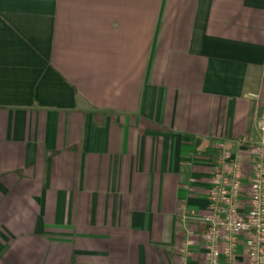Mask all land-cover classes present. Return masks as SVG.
<instances>
[{
    "label": "crops",
    "instance_id": "0c3cea01",
    "mask_svg": "<svg viewBox=\"0 0 264 264\" xmlns=\"http://www.w3.org/2000/svg\"><path fill=\"white\" fill-rule=\"evenodd\" d=\"M261 113L264 0H0V264H204Z\"/></svg>",
    "mask_w": 264,
    "mask_h": 264
},
{
    "label": "built area",
    "instance_id": "2783aa9c",
    "mask_svg": "<svg viewBox=\"0 0 264 264\" xmlns=\"http://www.w3.org/2000/svg\"><path fill=\"white\" fill-rule=\"evenodd\" d=\"M257 124L264 133V113ZM238 146L243 155L234 154L227 141L218 144L204 219V264H264V137L257 143L244 138Z\"/></svg>",
    "mask_w": 264,
    "mask_h": 264
}]
</instances>
